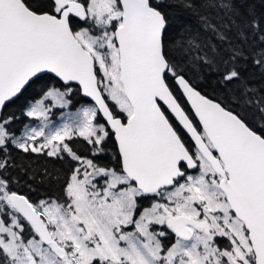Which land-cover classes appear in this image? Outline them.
<instances>
[{"label": "snow or ice", "instance_id": "obj_1", "mask_svg": "<svg viewBox=\"0 0 264 264\" xmlns=\"http://www.w3.org/2000/svg\"><path fill=\"white\" fill-rule=\"evenodd\" d=\"M0 264H264V0H0Z\"/></svg>", "mask_w": 264, "mask_h": 264}, {"label": "trees", "instance_id": "obj_2", "mask_svg": "<svg viewBox=\"0 0 264 264\" xmlns=\"http://www.w3.org/2000/svg\"><path fill=\"white\" fill-rule=\"evenodd\" d=\"M185 107L187 108V105H185ZM104 162L107 163V158H105ZM41 163L42 164L47 163L49 167H52L54 165L57 169L61 170L64 176H66L70 171V165L62 164L58 161L54 162L49 160L47 162L41 161ZM62 184H63V180H61L60 185L53 186L50 189L41 188L38 193L37 192L31 193L30 198L32 199L33 202H35L38 199H45L47 198V196L50 195L53 199L61 200L63 197ZM32 187L35 188L36 186L33 185ZM21 194L29 195L27 188H22Z\"/></svg>", "mask_w": 264, "mask_h": 264}]
</instances>
